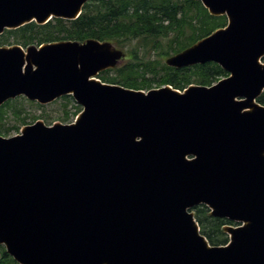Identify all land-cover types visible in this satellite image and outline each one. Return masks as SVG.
Segmentation results:
<instances>
[{"label":"water","instance_id":"1","mask_svg":"<svg viewBox=\"0 0 264 264\" xmlns=\"http://www.w3.org/2000/svg\"><path fill=\"white\" fill-rule=\"evenodd\" d=\"M88 0H0V34ZM225 26L168 56L217 63L211 85L101 81L123 51L89 38L0 46V105L71 95L70 123L0 135V244L18 264H264V0H198ZM227 218L211 245L191 208Z\"/></svg>","mask_w":264,"mask_h":264},{"label":"trees","instance_id":"2","mask_svg":"<svg viewBox=\"0 0 264 264\" xmlns=\"http://www.w3.org/2000/svg\"><path fill=\"white\" fill-rule=\"evenodd\" d=\"M226 21L225 15L209 14L198 0H88L77 18L53 17L43 24L31 21L5 29L0 34V44H18L26 48L62 40L109 41L123 50L125 62L115 67V74H108L113 69L100 72L97 77L102 81L134 89L147 90L153 84L157 87L169 84L183 90L191 83L211 85L228 74L212 61L176 68L161 62L154 54L165 57L179 52L223 27ZM24 100L25 97L20 96L0 105V134L18 129L15 124H9L8 117L13 114L18 118L21 109H11L10 105L13 101L22 103ZM257 101L264 105V90ZM64 113L68 114L66 110ZM191 210L200 232L211 245L225 244L228 236L224 226L238 224L212 216L204 204L193 206ZM0 264H18L2 245Z\"/></svg>","mask_w":264,"mask_h":264},{"label":"rangeland","instance_id":"3","mask_svg":"<svg viewBox=\"0 0 264 264\" xmlns=\"http://www.w3.org/2000/svg\"><path fill=\"white\" fill-rule=\"evenodd\" d=\"M10 45H13V44H6V43L0 44V46H10ZM155 53L157 54V52H155ZM123 54H124V52H123ZM171 55L172 54H169L168 56H171ZM154 56H155V58H159L161 60V62H165L166 58L168 57V56H165V57L160 56L159 57L155 54H154ZM262 61H263V59H262ZM123 62H125L124 55L115 67L120 66ZM115 67L107 68V69H113V70H111V72L108 73L109 75L115 74V71H114ZM101 72H103V71H101ZM147 76H152V74L147 73ZM113 84H115V83H113ZM151 88H157L156 84H153V86ZM142 90H144V89H142ZM18 97L20 98V96H18ZM29 101L30 100H28L26 98L22 103H20V101H17V102L13 101L14 103H12L10 105L11 109L12 108L21 109V112H20L18 118H16L13 114H10V117H8L9 118V124L10 125L15 124L18 127V129L17 130L13 129L8 134H5V135L0 134V135H2V136L15 135V134L19 133V130L22 126H24L26 124H31L38 119L43 120L45 122V124H47V125H50L54 122L70 123L74 120L76 115L79 113V110H81V106H79L75 102V100L73 99V97L71 95H66V98L61 96V97H59V98H57V99H55L52 102L47 103V104H40L36 101H31L32 103H30ZM77 106L80 107L79 110H77ZM65 110L68 113L67 115H65V113H64ZM21 119L25 120V123H23Z\"/></svg>","mask_w":264,"mask_h":264}]
</instances>
